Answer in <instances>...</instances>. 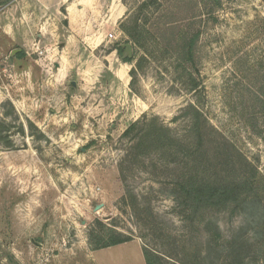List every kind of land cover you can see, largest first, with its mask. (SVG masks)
<instances>
[{"label": "rangeland", "instance_id": "374dc122", "mask_svg": "<svg viewBox=\"0 0 264 264\" xmlns=\"http://www.w3.org/2000/svg\"><path fill=\"white\" fill-rule=\"evenodd\" d=\"M8 1L0 264H264V0H87L69 39ZM192 175L232 191L194 203ZM110 227L132 243L92 258Z\"/></svg>", "mask_w": 264, "mask_h": 264}, {"label": "trees", "instance_id": "16d2710c", "mask_svg": "<svg viewBox=\"0 0 264 264\" xmlns=\"http://www.w3.org/2000/svg\"><path fill=\"white\" fill-rule=\"evenodd\" d=\"M13 0H9L8 2H12ZM124 48H119V51L122 52ZM126 50L129 49L126 47ZM176 53L178 54V57L183 61L186 62V64L193 63V53H194V46L189 44H180L179 47L176 49ZM23 52L19 53L18 56L22 57ZM132 58V57H131ZM130 59H128L129 61ZM136 126V123L131 125L128 130L124 133L125 136L129 135L132 129ZM196 130V127H194L193 131ZM182 190L186 198L189 200H192L194 203H200L201 201H206L209 199H214L216 196H219V193L223 196L228 195L232 190L230 187H227L225 185H218L211 188H205L204 184L200 182L197 175H192L187 177V179H184L182 181ZM95 233L92 232L90 234V240H91V248L92 250H99L103 248H108L112 246H116L119 244H123L125 242H128L129 239L126 238L122 233L116 231L113 228H108V236L107 237H100L95 238ZM96 240L95 245H92V241ZM145 259L147 264H155L154 260L151 257V254L147 251H144Z\"/></svg>", "mask_w": 264, "mask_h": 264}, {"label": "crops", "instance_id": "0c3cea01", "mask_svg": "<svg viewBox=\"0 0 264 264\" xmlns=\"http://www.w3.org/2000/svg\"><path fill=\"white\" fill-rule=\"evenodd\" d=\"M33 1V0H30ZM36 2H32V7H31V12L33 13V15L39 13V10L43 11L44 13H42L44 16H54L55 20L56 18H58L59 14L62 13V11L64 10V14H63V18L65 20V24H67V32H69L68 35V39L69 38H73L75 37V32L78 31H87L88 25L84 22V24L82 26H78L75 23V20L77 17H85L86 15V5H87V0H35ZM38 11V12H36ZM31 12L30 15H31ZM83 19V18H82ZM106 23V22H105ZM56 25V23H54ZM51 23H50V19L47 21H44L43 23L40 24L41 29L45 32V31H52V29L50 28ZM57 28H60V24L57 23ZM102 27L98 28L97 31L101 32L102 31ZM45 37V35H42V37ZM97 39H93L89 37V39L87 41H85L87 44H93ZM59 63L56 64V67H59ZM132 242H125L123 244H119L116 246H112V247H108V248H104L101 250H92L91 254H92V258L93 256L103 250L106 249H112L118 246H123L126 244H129ZM140 253L143 254V252L140 250ZM93 260V259H92ZM97 264V263H95Z\"/></svg>", "mask_w": 264, "mask_h": 264}, {"label": "water", "instance_id": "95a60500", "mask_svg": "<svg viewBox=\"0 0 264 264\" xmlns=\"http://www.w3.org/2000/svg\"><path fill=\"white\" fill-rule=\"evenodd\" d=\"M126 47L129 49L128 52H132V48L130 46V44H127ZM18 50H16L15 52H17ZM73 84L75 85V82H73Z\"/></svg>", "mask_w": 264, "mask_h": 264}, {"label": "built area", "instance_id": "2783aa9c", "mask_svg": "<svg viewBox=\"0 0 264 264\" xmlns=\"http://www.w3.org/2000/svg\"><path fill=\"white\" fill-rule=\"evenodd\" d=\"M110 37H113V35H110Z\"/></svg>", "mask_w": 264, "mask_h": 264}]
</instances>
